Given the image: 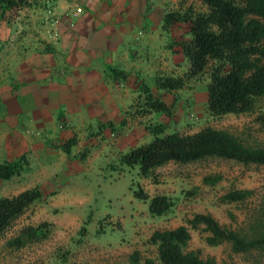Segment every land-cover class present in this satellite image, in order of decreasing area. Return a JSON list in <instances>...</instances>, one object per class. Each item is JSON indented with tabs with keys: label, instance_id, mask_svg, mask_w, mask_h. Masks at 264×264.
Wrapping results in <instances>:
<instances>
[{
	"label": "rangeland",
	"instance_id": "374dc122",
	"mask_svg": "<svg viewBox=\"0 0 264 264\" xmlns=\"http://www.w3.org/2000/svg\"><path fill=\"white\" fill-rule=\"evenodd\" d=\"M143 1L145 66L152 81L141 87L143 94L131 106L135 121L138 119L151 140L152 129L162 130L160 135H164L211 127L225 130L251 147L264 148V95L254 99L248 112L212 115L207 86L217 62L210 61L203 71L191 75L185 53L192 42L190 27L198 14L208 12L207 5L200 0H139V4ZM95 5L105 6V0H30L11 10L0 5V20L11 27L5 43L40 48L55 36V16L71 10L91 13ZM168 78H179L181 86L160 88L158 83ZM152 100L162 101L166 109H152ZM132 169L111 186L102 183L99 193L41 194L0 233V264H163L157 246L150 242L151 234L188 225L197 213H208L221 225L249 237L264 232L262 164L210 156L189 163L169 162L147 177ZM206 176L215 182L205 183ZM138 189L149 198L135 197L133 191ZM5 190L7 185L0 184V199L17 195L1 194ZM237 190L247 191L243 199L225 198ZM154 195H165L172 202L163 215L149 212V199ZM27 226L38 227L37 237L19 248L9 246L7 241ZM189 232L187 249L202 258H213L216 264H264V246L235 252L228 241L208 244L209 233L203 225Z\"/></svg>",
	"mask_w": 264,
	"mask_h": 264
},
{
	"label": "crops",
	"instance_id": "0c3cea01",
	"mask_svg": "<svg viewBox=\"0 0 264 264\" xmlns=\"http://www.w3.org/2000/svg\"><path fill=\"white\" fill-rule=\"evenodd\" d=\"M122 1L55 16V36L40 48L5 43L11 27L0 20V164L21 165L0 178L1 194H95L139 173L121 156L151 141L131 112L152 81L145 2Z\"/></svg>",
	"mask_w": 264,
	"mask_h": 264
},
{
	"label": "trees",
	"instance_id": "16d2710c",
	"mask_svg": "<svg viewBox=\"0 0 264 264\" xmlns=\"http://www.w3.org/2000/svg\"><path fill=\"white\" fill-rule=\"evenodd\" d=\"M30 0H0L6 9L22 7ZM208 12L198 14L192 21V42L186 48L191 75L203 71L210 61H216L207 86L208 110L212 115L240 114L251 110L254 99L264 95V0H200ZM160 88L181 86L180 79L168 78L158 83ZM150 97V96H149ZM150 107L165 110L162 101L152 100ZM153 138L146 144L132 148L121 156V163L138 167L141 177L149 176L157 167L169 162L189 163L210 156L232 159L242 163L264 165V148L246 145L233 134L211 127L194 133H168L151 130ZM19 162L0 164V178L9 179L19 173ZM215 178L206 176L204 182L212 184ZM246 190L231 191L225 195L229 201L241 200ZM133 194L148 199L141 189ZM41 197L38 188L28 189L12 197L0 199V233L22 211ZM170 198L154 195L149 199V212L163 215L171 207ZM187 224L170 229H157L150 242L157 246L163 264H216L211 257L202 258L197 251L188 250L189 229L203 225L209 234L206 242L214 245L228 241L235 252L264 246V232L250 237L221 225L208 213H197ZM254 233V231L252 232ZM260 233V234H259ZM38 227L27 226L10 238L11 247H22L37 237Z\"/></svg>",
	"mask_w": 264,
	"mask_h": 264
}]
</instances>
